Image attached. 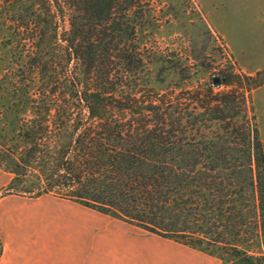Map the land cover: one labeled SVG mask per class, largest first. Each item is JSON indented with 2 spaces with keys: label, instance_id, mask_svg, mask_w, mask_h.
Returning <instances> with one entry per match:
<instances>
[{
  "label": "trees",
  "instance_id": "16d2710c",
  "mask_svg": "<svg viewBox=\"0 0 264 264\" xmlns=\"http://www.w3.org/2000/svg\"><path fill=\"white\" fill-rule=\"evenodd\" d=\"M142 3L0 0L5 195L55 196L224 264H264V142L248 100L264 69L126 94Z\"/></svg>",
  "mask_w": 264,
  "mask_h": 264
},
{
  "label": "rangeland",
  "instance_id": "374dc122",
  "mask_svg": "<svg viewBox=\"0 0 264 264\" xmlns=\"http://www.w3.org/2000/svg\"><path fill=\"white\" fill-rule=\"evenodd\" d=\"M142 4L135 17L136 39L129 43L136 48L137 64L132 67L135 72L126 74V94L144 98L156 92L178 94L214 84L223 69L250 76L264 69V0H143ZM248 100L264 142V86ZM12 178L0 167V200L12 196L5 195ZM0 248L2 255L1 240Z\"/></svg>",
  "mask_w": 264,
  "mask_h": 264
},
{
  "label": "crops",
  "instance_id": "0c3cea01",
  "mask_svg": "<svg viewBox=\"0 0 264 264\" xmlns=\"http://www.w3.org/2000/svg\"><path fill=\"white\" fill-rule=\"evenodd\" d=\"M0 264H217L215 257L55 196L0 200Z\"/></svg>",
  "mask_w": 264,
  "mask_h": 264
}]
</instances>
